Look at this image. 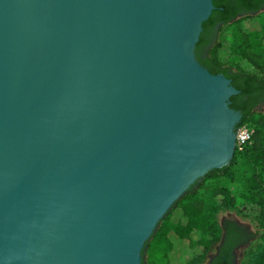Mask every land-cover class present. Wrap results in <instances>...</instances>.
I'll use <instances>...</instances> for the list:
<instances>
[{"label":"water","instance_id":"water-1","mask_svg":"<svg viewBox=\"0 0 264 264\" xmlns=\"http://www.w3.org/2000/svg\"><path fill=\"white\" fill-rule=\"evenodd\" d=\"M214 9L0 0V264H143L174 205L230 165L239 91L195 53Z\"/></svg>","mask_w":264,"mask_h":264},{"label":"trees","instance_id":"trees-1","mask_svg":"<svg viewBox=\"0 0 264 264\" xmlns=\"http://www.w3.org/2000/svg\"><path fill=\"white\" fill-rule=\"evenodd\" d=\"M261 1L214 0L215 9L203 23V30L219 18L224 26L228 25L238 15L235 10L239 8L259 11L264 5ZM223 27L202 63L211 73L232 79L239 93L231 98V107L243 115L239 126L248 123L255 129L252 144L244 152L236 151L230 165L209 172L174 205L146 243L143 264H198L223 238V256L235 247L252 242L254 245L244 264H264V113L257 109L258 104L264 102V27L240 31L234 42L238 58L252 67L250 72L241 69L231 54L227 59L221 57L226 41ZM204 31L196 52L204 44ZM239 164L245 169L241 188L235 194L229 187L222 186L220 180L233 181ZM247 205L257 208L253 221L257 232L248 233L231 221L223 228L219 225L220 212L240 211Z\"/></svg>","mask_w":264,"mask_h":264},{"label":"rangeland","instance_id":"rangeland-1","mask_svg":"<svg viewBox=\"0 0 264 264\" xmlns=\"http://www.w3.org/2000/svg\"><path fill=\"white\" fill-rule=\"evenodd\" d=\"M264 27V11L254 15L253 18L247 17H239L236 20L232 21L228 25L224 26L222 29V34L226 35V41L224 43V47L221 50V57L223 59H227L230 57L235 58L236 63H238L239 67L245 71H252V67L242 59H239L235 49L233 48L234 42L240 36V31H247L253 29H259ZM258 110L264 113V102L257 107ZM231 164V163H230ZM245 167L239 164L236 167V177L232 181L228 178H222L220 183L222 186L229 187L232 192L237 194L241 188V184L243 181L242 172L244 171ZM257 215V208L252 205H247L246 207L241 208L240 211H222L218 214L217 220L219 225L223 228V225L228 222H234L242 227H244L249 233L257 232L256 227L254 226V217ZM222 241V240H221ZM217 243L211 251L205 256V258L199 262L198 264H205L210 256L214 252H216L217 248L219 247L220 243ZM253 243L250 242L246 245L241 246L236 251L237 256V264H244L248 253L252 250Z\"/></svg>","mask_w":264,"mask_h":264},{"label":"flooded vegetation","instance_id":"flooded-vegetation-1","mask_svg":"<svg viewBox=\"0 0 264 264\" xmlns=\"http://www.w3.org/2000/svg\"><path fill=\"white\" fill-rule=\"evenodd\" d=\"M260 4H264V0H262L260 2ZM261 7L262 8L259 11H249V12L245 8H243V9L239 8V9L235 10V12L237 11L238 15L234 18V20H236L239 17H246L248 15H256V14L260 13L261 11H264V5L261 6ZM223 26H224V24L221 21V19L219 18L218 20H215L213 22V24H211L206 31L203 30L204 33H205L204 34V44H203V46H202V48H201V50L199 52H196V49H195L196 56H197L199 62L203 66H204V64L202 63V61L205 60V58H206V56L208 54V51L210 50L211 46L217 41V39H218V37L220 35L221 28ZM204 67L207 68L206 66H204ZM230 80H232V79H230ZM232 84H233V81H232ZM262 103L263 102L258 104V106L261 105ZM238 226L243 228L244 230H246L244 227H242L240 225H238ZM223 246H224V238L221 241V243H220L219 247L217 248L216 252H214L212 254V256H210L209 260L205 264H237L236 251L243 245H241L239 247H235L232 250V252H230L229 254L226 253L225 256H223V254H222L223 253V251H222Z\"/></svg>","mask_w":264,"mask_h":264},{"label":"built area","instance_id":"built-area-1","mask_svg":"<svg viewBox=\"0 0 264 264\" xmlns=\"http://www.w3.org/2000/svg\"><path fill=\"white\" fill-rule=\"evenodd\" d=\"M255 129L248 123L238 126L236 131V151L244 152L252 144Z\"/></svg>","mask_w":264,"mask_h":264},{"label":"bare ground","instance_id":"bare-ground-1","mask_svg":"<svg viewBox=\"0 0 264 264\" xmlns=\"http://www.w3.org/2000/svg\"><path fill=\"white\" fill-rule=\"evenodd\" d=\"M188 86H189V93H190V97L192 99L191 104L195 105L197 103L195 99L196 97V90H195V84L194 81L192 79H190L188 81Z\"/></svg>","mask_w":264,"mask_h":264}]
</instances>
